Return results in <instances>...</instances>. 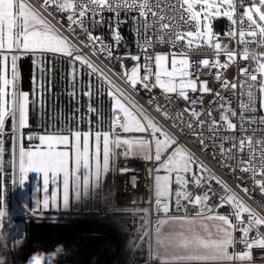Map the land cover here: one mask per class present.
<instances>
[{
    "label": "snow or ice",
    "instance_id": "obj_1",
    "mask_svg": "<svg viewBox=\"0 0 264 264\" xmlns=\"http://www.w3.org/2000/svg\"><path fill=\"white\" fill-rule=\"evenodd\" d=\"M52 9L65 14L66 27L53 16ZM121 9L138 13L134 18L138 54L113 56V45L102 36L93 35L85 23L86 20L93 25L100 23L102 13L110 11L116 13L118 28ZM217 18L229 22L223 35L235 40L237 49H229L221 42L220 34L213 28ZM141 28L143 41L139 40ZM149 32L153 35L149 36ZM80 34L86 39L80 40ZM112 40L116 46L122 40L117 29H112ZM155 44H167L173 50L149 52ZM84 48L90 49L91 56H97L99 48L109 60L120 62L121 71L117 73L95 63L83 52ZM201 49L211 50L213 58L191 60V53ZM45 54L70 59L73 91L69 94L73 97L77 77L84 74L83 68L88 69L89 81L86 86L81 83V93L88 98V113L97 116L95 130L89 117L86 131L71 126L55 131L45 129L42 133L24 131L30 127V104L35 99L30 100V94L20 89L18 62L30 55L43 73ZM221 56L225 58L223 61ZM124 60L134 63L129 67ZM238 60L248 63L240 67ZM197 64V70L208 69L221 91L236 95L238 90L239 114L221 91H216L219 103L215 109H207L209 119H201L204 112L198 111L197 105H203V96L191 99L189 93L212 94L213 89L207 80L194 76ZM233 64H237L238 77L229 80L222 70ZM92 78L100 82L96 90ZM40 87L43 88V81ZM140 88L148 93L158 88L169 101L174 95L187 102L189 107L173 112L170 104L161 106L155 96L146 101L164 120H170L171 128L181 135L187 129L202 152L211 148L215 159L218 149L222 167L232 173L238 170L247 174L253 188L264 194V137L254 135L257 130L264 131V115H256L258 111L264 112V0H0V171L5 153L3 137L8 132L12 141L13 182L23 186L29 173L42 176L44 196L29 211L35 215L41 204L44 211L61 206L67 210L70 202L90 198L109 174L133 171L127 167L117 169L118 156L138 157L154 164L149 172L156 218H148L147 208L117 210L141 216L135 234L141 243L150 240L152 259L159 264H251L252 250L264 249V234L260 232L264 212L258 210L264 209V204L254 207L186 145L179 143L176 133L137 100ZM94 95L109 98L106 125L101 112L91 103ZM213 111L219 112L218 120ZM185 113L189 119L184 118ZM80 119L83 121V116ZM9 122L10 130L6 127ZM205 127L210 133L207 137ZM250 128L253 135L247 134ZM237 131L240 136L235 135ZM222 132L232 135H221ZM213 181L222 195L218 203L209 204L216 195L211 188ZM190 185L201 191H189ZM237 188L250 197L249 187L237 184ZM3 205L4 198L0 196V239L4 233L11 237L4 229L7 212ZM189 206L195 210L191 214L187 212ZM225 206L231 211L221 214L219 209ZM236 232L241 234L239 238ZM18 240L22 239L11 242Z\"/></svg>",
    "mask_w": 264,
    "mask_h": 264
},
{
    "label": "built area",
    "instance_id": "obj_2",
    "mask_svg": "<svg viewBox=\"0 0 264 264\" xmlns=\"http://www.w3.org/2000/svg\"><path fill=\"white\" fill-rule=\"evenodd\" d=\"M53 16L57 17L60 21V23L64 24L65 27L67 26V21L65 14H61L55 11V9H52ZM103 20L100 23H97L93 25L90 20H86L85 23L88 25L89 30L92 31L93 35L102 36L105 40V42L112 44L113 48V56H124L125 54L131 52L132 54H138L139 49L137 48V34H136V18L138 16L137 12L133 11H126L124 9H121L119 12V26L117 28V16L116 13L110 12V11H104L102 13ZM99 19V17H97ZM112 29H117L122 37V40L118 46L115 45V42L112 40ZM229 29V28H228ZM228 29H225L220 34L221 42L223 44H226L229 49H237L238 45L236 44L235 40H229L228 37L224 36V32H226ZM77 33H79V29L76 30ZM66 35L72 36L71 33L65 32ZM149 36H152L153 33L149 32ZM144 30L143 28L140 29V36L139 40H144ZM80 40H85L86 37L83 34H80L79 36ZM76 43H79V41H75ZM255 47V45H253ZM170 45L167 44H155L153 49H149V52H168L172 51ZM178 50V49H176ZM84 53H87L90 55L91 59L93 61L101 66H106L107 68L113 69L115 72L119 73L121 71L120 68V62L112 59L109 60L106 57V53H101L99 48H97V56H91L90 49L84 48ZM214 53L209 49H201L199 51H195L191 53V60L193 61H199L203 58H213ZM67 61L70 62V59L67 58ZM225 58L221 56V61H223ZM143 62V59L141 60ZM123 63L128 65L129 67L134 63L131 60H124ZM240 67L245 66L248 62L247 61H239L237 62ZM84 70L88 71L87 68H83ZM199 69V65L197 64L195 68L193 69L194 76H199L201 80H207L209 82V87L213 89L212 94H201V93H189L191 99H196L197 97L203 96V105H197L198 111H203L204 115L201 116L202 120L209 119L207 116V109L209 107H212L213 109L216 108L217 104L219 103L218 100H216L215 92L221 91L219 83L215 80L214 76L209 74L208 69L203 70H197ZM213 72L215 69L212 70ZM223 76L229 80H232L234 77H238V67L237 64L231 65L227 70H222ZM95 79V78H94ZM238 82V79H237ZM221 94L225 96L231 103V107L237 111L239 114V95L238 90L237 94L233 95L230 91H221ZM150 96H155L157 98V102L164 106L166 104H170V107L173 112L176 111H183L185 107H189L190 105L179 99L176 96H172L171 100L169 101V98L167 96H164L160 89L154 88L151 93L146 92L144 89L140 88L139 93L136 94L137 100L149 111L153 116H155L157 119L161 121L166 127H168L171 131L176 133L178 137V141L181 144L186 145L191 151L195 153V155L204 161L209 167H211L215 174L224 179L233 189H235L237 192L240 193L241 196H243L250 204H252L254 207L257 206V204H264V194L260 193V190L258 188H253L252 181L247 179V174L240 173L238 170L235 173H232L229 168L222 167L220 164V160L222 157H220L219 150L217 149V156L215 159L212 158L211 152L212 149L209 148L208 152H202L200 150V147L197 143H194L195 137L189 133L187 129H185V132L183 135H181L176 129L171 128V121L170 120H164L163 117L160 115V113H157L153 110L152 106L148 105L146 101L150 98ZM211 101H216V103L210 104ZM257 116L264 115V112L258 111L256 113ZM213 116L218 120L219 119V112L213 111ZM185 119H189L188 114H184ZM256 127V126H253ZM248 135H253V132L251 128L248 130ZM204 135L207 137L210 135L207 131V127L204 129ZM221 135H232V133L222 132ZM236 136H240L241 133L237 131L235 133ZM254 135L256 137H264V131L257 130ZM210 143V141L208 142ZM219 143V141L217 142ZM226 147L229 145L226 144ZM245 159L247 158V153L244 154ZM151 168H154V164L151 161H147ZM146 161H143L142 159L136 157V158H129L124 159L123 157H117L115 161V166L117 169L127 167L133 171H130L126 174H120L117 172L114 176L112 175V183H111V197H110V209H112L114 206H129L133 209H149V214L151 219L156 218L155 212L152 211L153 209V193H152V178L151 176L145 175V166ZM232 164H235V161L231 162ZM150 168V169H151ZM237 177H244L243 179H237ZM237 184L241 185V187H249L251 189L250 197L245 196L243 192L240 191L239 188H237ZM176 186L173 185V190H175ZM205 188H207V185H205ZM211 188L213 192L216 193L215 196L212 197V199L209 201V204H215L218 203V197L222 195V190L220 187L215 184L213 181L211 184ZM189 191L192 192H199L201 189L189 186ZM176 201H172L173 205V211L175 207ZM262 212H264V209H258ZM195 210L189 206L187 208V212L189 214L193 213ZM231 209L229 206H225L223 208L219 209V212L221 214H228L230 213ZM261 234H264V227L260 229ZM236 237L239 238L241 235L239 232L235 233ZM254 235V233H253ZM56 245H50L40 248L41 251L44 253H51ZM66 249H74L73 247L69 245H64ZM239 250H243L241 246H238ZM253 260L251 264H264V249H258L254 248L252 250ZM0 256L6 257L5 264H24L26 261H21L16 258V255L14 253V249L9 244H3L0 243ZM80 254L75 251L72 255L68 256L66 259L61 258L58 261L55 262V264H94L89 263L87 261H81ZM143 264H159L158 261H155L150 256L145 263Z\"/></svg>",
    "mask_w": 264,
    "mask_h": 264
},
{
    "label": "rangeland",
    "instance_id": "obj_3",
    "mask_svg": "<svg viewBox=\"0 0 264 264\" xmlns=\"http://www.w3.org/2000/svg\"><path fill=\"white\" fill-rule=\"evenodd\" d=\"M217 19L227 20L226 18ZM45 56L67 61L66 57L58 54H45ZM45 58L43 61H45ZM45 62H43V68ZM69 63L71 64V62ZM51 64L50 61L49 68H44L43 73H46V70L50 71L53 69ZM36 67L40 78L34 81L33 93L35 95L31 99H35L33 106L44 110L47 101L45 96L46 91L44 87H40L41 81H44V75L41 73L40 68ZM82 71L88 72L84 69ZM69 72L71 77V68ZM95 80L100 85V82L97 79ZM48 84H50V81ZM48 90L50 91V87H48ZM41 92L43 93L42 96ZM11 161L8 184H5L4 157L2 164L3 171H0V196L4 198L3 206H5L7 212L4 229L11 237L4 233L3 238L0 239V243L9 244L14 249L17 259L25 261L31 254L38 252L36 251L37 248L57 244L73 247L80 254L83 261L94 264H132L135 252L144 253L145 255L141 256L142 258H149L151 256L150 240L145 239L141 243L140 238L135 234L136 225L141 222V216L132 214L131 212L110 209V200L108 213L101 218H97L95 215L85 218L82 215L61 213L49 215L40 211H37L33 215L29 211L30 209L22 203L18 192L29 184H33L34 180L28 175L23 186L14 183ZM150 168L151 166L147 162L145 166L146 176H150ZM30 174L33 175L32 173ZM96 215H99V213ZM148 218L151 219L150 214ZM25 234L26 238H24ZM129 238H133L135 241V246L132 249L126 246V241ZM15 239L22 240L12 243L11 241Z\"/></svg>",
    "mask_w": 264,
    "mask_h": 264
},
{
    "label": "trees",
    "instance_id": "obj_4",
    "mask_svg": "<svg viewBox=\"0 0 264 264\" xmlns=\"http://www.w3.org/2000/svg\"><path fill=\"white\" fill-rule=\"evenodd\" d=\"M215 32L222 33L225 29L229 28V22L225 19H215L213 22ZM46 63L44 68H49L51 61L52 70L43 73L44 83L43 87L46 91V105L44 110L38 109L33 104H30L29 110V123L30 127L25 129V132L42 133L45 129L48 131H55L56 129L79 127L81 130L86 131L89 128L88 119L90 117L92 124L91 127L95 130L97 128L96 114L88 113V98L81 93V83L85 86L89 81L87 72L82 71L84 74L77 77L75 82L76 96L73 97L69 93L73 91V81L70 77L71 64L63 59H55L54 57L45 56ZM19 71L21 73L20 89L30 94V99L33 97L34 81L39 79L37 67L33 64L32 56H24L18 62ZM50 81V84L48 82ZM47 83V84H46ZM94 90L99 88L97 81L92 78ZM45 85V86H44ZM50 87V91L48 90ZM92 105L97 108L104 117L105 125L109 116L110 102L109 98L99 95H94L91 100ZM83 116V121L81 117ZM6 127L10 130V122ZM5 141V184L9 183L10 176V161H11V137L8 132L4 135ZM27 143V142H26ZM135 246V241L131 249ZM144 254V253H143ZM140 252L134 253L132 264H143L148 258H142ZM145 255V254H144Z\"/></svg>",
    "mask_w": 264,
    "mask_h": 264
},
{
    "label": "crops",
    "instance_id": "obj_5",
    "mask_svg": "<svg viewBox=\"0 0 264 264\" xmlns=\"http://www.w3.org/2000/svg\"><path fill=\"white\" fill-rule=\"evenodd\" d=\"M32 174L33 175L29 173L28 175L31 178H33L34 180L33 184H29L23 190L20 189V191L18 192V196L20 197L22 203L25 204L26 207L29 209L33 208L37 200L42 201V198L44 196L42 190L43 181L41 174L36 172H32ZM111 183H112V174H109L108 178H106L103 181L102 186L99 189H97L90 198L82 199L79 203L70 202V206L67 210H64L63 207L61 206L59 209L56 210L50 208L49 210L44 211L41 204V207L38 211L44 212L49 215L61 213V214L82 215L85 218L88 216L93 217V215H95V217L97 218L104 217L108 213L109 200L111 196ZM97 213H99V215H96ZM151 251H152V246L150 244V254Z\"/></svg>",
    "mask_w": 264,
    "mask_h": 264
},
{
    "label": "clouds",
    "instance_id": "obj_6",
    "mask_svg": "<svg viewBox=\"0 0 264 264\" xmlns=\"http://www.w3.org/2000/svg\"><path fill=\"white\" fill-rule=\"evenodd\" d=\"M24 238H26V234ZM133 243V238H129L126 241V246L131 248ZM73 252L74 249H66L63 244H57L51 253L39 252L31 254L24 264H55L56 261L62 257L66 259L68 256L72 255ZM5 261L6 257L0 256V264H5Z\"/></svg>",
    "mask_w": 264,
    "mask_h": 264
},
{
    "label": "water",
    "instance_id": "obj_7",
    "mask_svg": "<svg viewBox=\"0 0 264 264\" xmlns=\"http://www.w3.org/2000/svg\"><path fill=\"white\" fill-rule=\"evenodd\" d=\"M112 209L117 210V209H133V208L129 206H114Z\"/></svg>",
    "mask_w": 264,
    "mask_h": 264
},
{
    "label": "bare ground",
    "instance_id": "obj_8",
    "mask_svg": "<svg viewBox=\"0 0 264 264\" xmlns=\"http://www.w3.org/2000/svg\"><path fill=\"white\" fill-rule=\"evenodd\" d=\"M80 260L83 262V260L80 258Z\"/></svg>",
    "mask_w": 264,
    "mask_h": 264
}]
</instances>
